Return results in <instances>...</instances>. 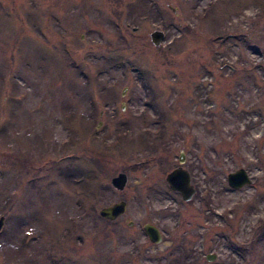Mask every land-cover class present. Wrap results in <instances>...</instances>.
<instances>
[{
  "label": "rangeland",
  "instance_id": "374dc122",
  "mask_svg": "<svg viewBox=\"0 0 264 264\" xmlns=\"http://www.w3.org/2000/svg\"><path fill=\"white\" fill-rule=\"evenodd\" d=\"M3 215L0 264H264V0H0Z\"/></svg>",
  "mask_w": 264,
  "mask_h": 264
},
{
  "label": "water",
  "instance_id": "95a60500",
  "mask_svg": "<svg viewBox=\"0 0 264 264\" xmlns=\"http://www.w3.org/2000/svg\"><path fill=\"white\" fill-rule=\"evenodd\" d=\"M165 37V33L161 30L154 31L151 34L152 41L155 45H160ZM180 163H184V158H180ZM167 182L171 189L179 191L185 201H189L196 193V188L192 185L191 174L188 170L178 167L171 171L167 176ZM252 182L250 175L246 169L241 168L228 175V183L232 188H241ZM128 183V175L125 172H120L112 178V185L118 190H124ZM127 201L121 200L112 205L104 206L100 209V216L108 220H116L126 213ZM5 223V216L0 217V231ZM144 230L148 234L151 241L160 243L163 240L162 233L158 227L151 223L144 225ZM214 256H208L207 259H213Z\"/></svg>",
  "mask_w": 264,
  "mask_h": 264
},
{
  "label": "trees",
  "instance_id": "16d2710c",
  "mask_svg": "<svg viewBox=\"0 0 264 264\" xmlns=\"http://www.w3.org/2000/svg\"><path fill=\"white\" fill-rule=\"evenodd\" d=\"M82 194H85L84 192ZM107 223H111L112 221L110 220H106ZM263 230H264V227H263Z\"/></svg>",
  "mask_w": 264,
  "mask_h": 264
}]
</instances>
